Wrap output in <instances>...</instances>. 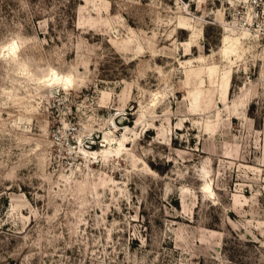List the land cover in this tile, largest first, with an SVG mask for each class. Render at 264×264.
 I'll return each instance as SVG.
<instances>
[{
    "label": "rangeland",
    "instance_id": "rangeland-1",
    "mask_svg": "<svg viewBox=\"0 0 264 264\" xmlns=\"http://www.w3.org/2000/svg\"><path fill=\"white\" fill-rule=\"evenodd\" d=\"M0 264H264V0H0Z\"/></svg>",
    "mask_w": 264,
    "mask_h": 264
},
{
    "label": "bare ground",
    "instance_id": "bare-ground-1",
    "mask_svg": "<svg viewBox=\"0 0 264 264\" xmlns=\"http://www.w3.org/2000/svg\"><path fill=\"white\" fill-rule=\"evenodd\" d=\"M55 82L59 83L60 81H59V79H58V80H56ZM63 84H65V86L68 85L67 83H63ZM125 127H126V126H125Z\"/></svg>",
    "mask_w": 264,
    "mask_h": 264
}]
</instances>
